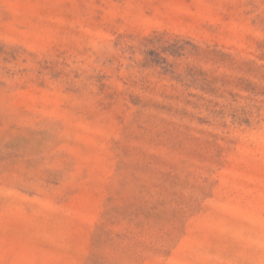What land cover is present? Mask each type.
Instances as JSON below:
<instances>
[{
    "label": "rangeland",
    "instance_id": "374dc122",
    "mask_svg": "<svg viewBox=\"0 0 264 264\" xmlns=\"http://www.w3.org/2000/svg\"><path fill=\"white\" fill-rule=\"evenodd\" d=\"M0 264H264V0H0Z\"/></svg>",
    "mask_w": 264,
    "mask_h": 264
}]
</instances>
